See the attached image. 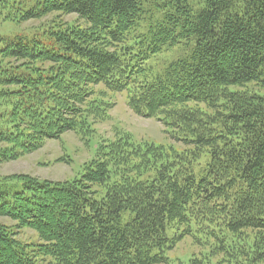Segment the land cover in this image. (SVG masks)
<instances>
[{"label":"trees","instance_id":"trees-1","mask_svg":"<svg viewBox=\"0 0 264 264\" xmlns=\"http://www.w3.org/2000/svg\"><path fill=\"white\" fill-rule=\"evenodd\" d=\"M53 13L0 35V162L94 135L111 107L98 84L183 148L117 132L76 178H5L0 217L39 241L0 223L4 263L264 264V0H0V25ZM186 236L199 253L172 258Z\"/></svg>","mask_w":264,"mask_h":264},{"label":"rangeland","instance_id":"rangeland-1","mask_svg":"<svg viewBox=\"0 0 264 264\" xmlns=\"http://www.w3.org/2000/svg\"><path fill=\"white\" fill-rule=\"evenodd\" d=\"M54 15L49 14L41 19L28 20L23 23L6 22L0 25V35L17 36L28 35L30 28L47 22ZM64 21H73L75 14L61 15ZM184 50L183 46L163 48L160 53L152 57L148 63L160 66L180 56ZM93 88L100 92L103 98L110 102L109 116L106 120L96 122L94 125L95 134L80 139L74 132L64 133L59 139H48L43 146L15 159L0 162V182L7 177L15 175H27L39 180L62 181L73 179L81 175L82 164L92 159L95 155L97 143L113 138L117 132H129L136 141L153 143L156 145L175 144L177 148H183L182 143L172 139L165 131L162 122L154 118H144L134 114L127 105L126 92H112L106 90L101 84L94 85ZM8 147L6 143H0V150ZM7 182L10 189H21L20 182ZM0 223L9 226L14 233L16 240L23 243L38 242L37 233L27 227L17 228L16 222L7 217H0ZM200 249L194 245L192 238L186 236L182 238L170 250L172 258L186 261L191 254L199 253ZM4 253V252H3ZM46 263L48 258L45 259ZM40 263H42L40 261ZM0 264H5L0 257Z\"/></svg>","mask_w":264,"mask_h":264}]
</instances>
